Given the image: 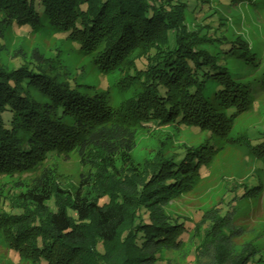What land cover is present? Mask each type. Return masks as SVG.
I'll list each match as a JSON object with an SVG mask.
<instances>
[{
	"label": "trees",
	"instance_id": "obj_1",
	"mask_svg": "<svg viewBox=\"0 0 264 264\" xmlns=\"http://www.w3.org/2000/svg\"><path fill=\"white\" fill-rule=\"evenodd\" d=\"M200 1L0 0V28L18 25L65 34L103 74L121 72V82L132 91L115 106L108 91H84V85L62 79L59 71L35 63L12 70L0 66V178L28 177L52 156L77 150L104 185L99 197L84 195L81 175L72 194L45 168L31 188L14 191L6 200L8 210L0 212V233L20 259L171 264L170 255L185 246L184 236L195 226L190 230L189 220L172 214L170 207L201 176L208 161L204 147L190 148L183 157L160 154L143 169L134 167L130 153L137 127L183 125L221 134L249 108V91L230 76L225 57L200 47L204 40H218L206 39L213 31L187 30L185 11L192 4L198 12ZM225 50L254 60L242 43ZM260 134L256 142L244 140L257 158H264ZM244 188L243 196L256 195L261 184ZM210 222L204 243L194 248L200 264L215 249L209 264L263 261L255 259L261 252L252 246L235 253L232 237L223 232L235 229L229 216Z\"/></svg>",
	"mask_w": 264,
	"mask_h": 264
},
{
	"label": "rangeland",
	"instance_id": "obj_2",
	"mask_svg": "<svg viewBox=\"0 0 264 264\" xmlns=\"http://www.w3.org/2000/svg\"><path fill=\"white\" fill-rule=\"evenodd\" d=\"M189 6L192 8L193 5ZM191 8L185 11L187 30L195 32L206 28L213 31L206 39L216 37L218 40H204L200 47L213 56L221 54L225 57L230 76L249 91V108L238 114L221 134L183 125L137 127L131 159L134 167L143 169L160 154L183 157L190 148L195 150L203 146L202 150L208 155L201 176L191 191L170 207L172 214L189 220L190 230L195 226L189 236H184L188 240L185 246L170 255L171 264H200L199 259L195 260L194 248L204 243L210 219L225 216H229L235 227L231 233L223 228L224 234L232 237L235 253L252 246L261 252L255 259L263 258L259 264H264V158H257L244 140L248 138L256 142L260 133H264V0H201L198 12L195 11L197 5ZM222 42L226 45L242 43L254 60L245 61L227 55L228 50ZM29 63L59 71L62 79L84 85V91L106 90L115 106L132 95V91L121 82V72L103 74L90 57L82 55L78 46L66 39L65 34L47 30L31 32L18 25L0 28V66L12 70ZM32 94L43 101L36 92ZM45 168L51 171L61 189L72 194L80 185L81 175L85 179L84 186L80 187L83 188L82 194L88 193L95 198L103 191L101 179L99 182L95 176L96 168L92 163L83 164L77 150H73L52 156L28 177L0 178V212L8 210L6 200L14 191L25 192L31 188L32 181ZM120 180L119 177L116 179L117 184ZM258 184H261L258 194L243 196L244 186L253 188ZM234 195L236 197L232 199ZM217 242H222L219 236ZM215 253L216 249L201 264H209ZM17 255L0 233V264H33Z\"/></svg>",
	"mask_w": 264,
	"mask_h": 264
}]
</instances>
